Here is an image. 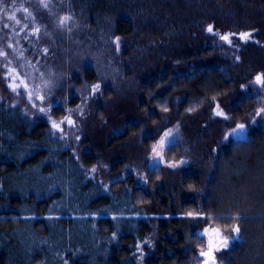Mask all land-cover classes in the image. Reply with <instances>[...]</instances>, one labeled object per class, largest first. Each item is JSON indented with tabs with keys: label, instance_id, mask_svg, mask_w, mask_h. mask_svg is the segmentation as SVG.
I'll list each match as a JSON object with an SVG mask.
<instances>
[{
	"label": "trees",
	"instance_id": "trees-1",
	"mask_svg": "<svg viewBox=\"0 0 264 264\" xmlns=\"http://www.w3.org/2000/svg\"><path fill=\"white\" fill-rule=\"evenodd\" d=\"M56 2L87 25L135 38L140 65L155 61L140 110L152 111L144 123L159 130L142 145L149 149L168 115L192 146L193 165L169 181L165 168H145L149 187L132 174L105 184L82 164L90 155L80 161L60 131L30 113L0 65V264H200L206 232L198 231L231 237L235 225L238 238L218 260L264 264V124L225 139L260 105L250 81L264 74V0ZM224 32L238 45L232 57L215 45ZM216 104L228 120L214 115ZM123 108L111 144L97 138L114 156L139 129L127 120L135 110ZM180 153L179 144L165 149L167 160Z\"/></svg>",
	"mask_w": 264,
	"mask_h": 264
},
{
	"label": "rangeland",
	"instance_id": "rangeland-1",
	"mask_svg": "<svg viewBox=\"0 0 264 264\" xmlns=\"http://www.w3.org/2000/svg\"><path fill=\"white\" fill-rule=\"evenodd\" d=\"M56 1L3 0L0 4L3 9L0 11V51L5 53L0 56V65L8 87L22 95L31 114L42 117L51 126L53 122L60 126L55 129L66 137L68 146L80 161L84 155H90L92 162L81 163L105 184L132 174L147 186L145 168H165L167 181L176 176L178 169L189 170L194 160L193 148L184 137L179 122L170 123L168 115L166 124L151 140L149 149L145 150L142 145L144 137H153L159 130L146 127L144 123V117L152 111L140 110L144 98L142 87L145 80L151 78L147 71L155 66V61L140 65V54L134 52L139 50L135 38L114 37L103 27L87 25L61 11L62 5ZM9 16L14 18L9 19ZM64 17L69 19L61 24ZM218 35L219 39L222 35H229L231 40L230 44L221 39L215 43L220 47L219 51L234 56L238 45L232 39L233 34L224 32ZM255 77L250 81V89L260 105L243 121L227 129L226 134L243 123L246 131L242 138H247L250 125L264 124V115H256L264 108V86L257 85ZM10 85L15 86V90ZM96 85L99 88L94 91ZM125 104L135 110L127 120L130 125L139 127L138 132L125 136V153L114 156L102 152L97 138L103 137L105 145L111 144L109 131L125 124L117 120L123 115ZM218 111L223 115H217ZM213 112L215 116L229 119L217 104ZM167 132H171V136L161 147V139ZM167 140L172 143L168 144ZM172 144H179L181 153L178 159L167 160L165 149ZM154 146L159 156H154ZM206 229L209 235H214L215 241L228 237L215 227L203 228L198 234L204 236ZM204 240L203 251H207L206 237ZM200 253V264H204L206 257ZM214 255L216 264H222L217 252Z\"/></svg>",
	"mask_w": 264,
	"mask_h": 264
},
{
	"label": "snow or ice",
	"instance_id": "snow-or-ice-1",
	"mask_svg": "<svg viewBox=\"0 0 264 264\" xmlns=\"http://www.w3.org/2000/svg\"><path fill=\"white\" fill-rule=\"evenodd\" d=\"M2 2H3V0H0V3H2ZM44 6L46 7L47 5L45 4ZM0 11H3V9H0ZM13 18H14L13 16H9V19H13ZM68 19H69L68 17L62 18L61 24L66 22ZM17 23H19V21H17ZM5 27H7V25H5ZM35 31L38 32L39 29H36ZM207 31L212 33L213 32V26L209 25L207 28ZM251 35H252L251 33H241L240 39L246 40V39L250 38ZM220 39L228 42L229 44L231 43L229 35H222V36H220ZM9 46H11V45H9ZM3 55H5V53L3 51H0V56H3ZM255 83L257 85L264 86V74H258L255 77ZM10 87H13V90H15V86L10 85ZM242 87H244V86H242ZM97 88H99V85L94 86L93 90L95 91ZM41 111H43V109H41ZM216 114L220 115V116L223 115V113L219 112V111ZM256 115L257 116L264 115V108L258 110ZM225 119H227V117H225ZM68 123L71 124L72 121L69 120ZM52 127L53 128H59L60 126L58 124H56L55 122H53ZM245 131H246V125L245 124H243V123L237 124L236 127L233 128L230 133L226 134L225 139H228L229 137L239 138L240 136H242L244 134ZM169 136H171V132L165 133L164 137H162L161 142H160L161 147H163V145L165 144L166 138H168ZM167 143L171 144L172 141L167 140ZM153 153H154V156L160 155V153L156 151L155 146L153 148ZM170 166L175 167V165H170ZM189 215H191V214H189ZM205 231L207 232L208 230L206 229ZM239 231H240L239 226L235 225L232 228V236L231 237L223 238L222 240H219V241L210 240L209 244H208V250L207 251L202 250L200 253L201 256L206 257V259L204 260V264H216V259H215L214 253L227 249L229 247L230 243L235 241L238 238ZM218 235H219V232H217V236ZM66 264H67V262H66Z\"/></svg>",
	"mask_w": 264,
	"mask_h": 264
},
{
	"label": "water",
	"instance_id": "water-1",
	"mask_svg": "<svg viewBox=\"0 0 264 264\" xmlns=\"http://www.w3.org/2000/svg\"><path fill=\"white\" fill-rule=\"evenodd\" d=\"M205 234H206V238H207V243H208V244H209V241H210V240L215 241V237H214V235H209L207 232H206Z\"/></svg>",
	"mask_w": 264,
	"mask_h": 264
}]
</instances>
